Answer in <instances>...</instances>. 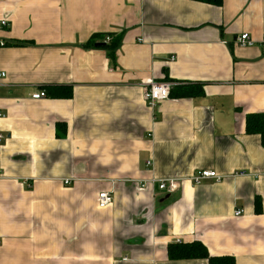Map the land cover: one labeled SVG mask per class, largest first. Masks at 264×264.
I'll use <instances>...</instances> for the list:
<instances>
[{"label":"crops","instance_id":"0c3cea01","mask_svg":"<svg viewBox=\"0 0 264 264\" xmlns=\"http://www.w3.org/2000/svg\"><path fill=\"white\" fill-rule=\"evenodd\" d=\"M2 21L0 264H209L169 259L193 242L264 264V146L246 132L264 115V0H0ZM109 34L113 59L86 47ZM150 81L205 95L151 110ZM56 87L72 98L32 99ZM204 170L222 180L195 186Z\"/></svg>","mask_w":264,"mask_h":264},{"label":"trees","instance_id":"16d2710c","mask_svg":"<svg viewBox=\"0 0 264 264\" xmlns=\"http://www.w3.org/2000/svg\"><path fill=\"white\" fill-rule=\"evenodd\" d=\"M200 3L208 4L215 7H221L223 5V0H191ZM106 37H111V42L109 44L105 43L104 49L108 51L111 59L114 58L116 50L119 48L122 41V36L114 35H95L86 45L88 48H94L96 40L105 41ZM6 45V44H5ZM16 47L25 46L22 43H15ZM167 81L172 82L171 79ZM181 90L175 92L171 91V96L176 98H199L205 95L202 85H187L180 88ZM45 90V89H44ZM63 91V92H62ZM47 97L50 98H72L73 91L71 87H61V88H49L48 92L45 90ZM246 132L248 135H257L261 137L262 144L264 146V115L262 114H252L247 116L246 120ZM168 256L170 260L182 261V260H208L209 264H237L236 260L230 256L223 257H211L207 250V247L201 242H193L188 244H172L168 247Z\"/></svg>","mask_w":264,"mask_h":264},{"label":"built area","instance_id":"2783aa9c","mask_svg":"<svg viewBox=\"0 0 264 264\" xmlns=\"http://www.w3.org/2000/svg\"><path fill=\"white\" fill-rule=\"evenodd\" d=\"M8 22L2 21L0 22V28H7ZM111 42V37H106L104 43L109 44ZM236 43L242 47H253L255 45V42L251 39V37L248 34L241 35L237 40ZM5 43H1L0 46H4ZM6 73H0V78H5ZM175 85L169 84V83H160V82H154L150 81L148 87L144 90V101L146 103V106L151 109L155 110L162 102L168 100L171 97V91ZM47 98L46 92L41 91L39 93H36L32 96L33 100H41ZM5 115L0 113V118H4ZM4 140V136L0 134V143ZM150 163H148L149 165ZM0 178H1V171H0ZM216 180L221 181L222 177H220L216 172L214 171H199L197 172L193 177H191V182L195 186L201 185L204 181L207 180ZM66 186H69L71 184L70 181H65L64 183ZM148 184H153L158 187V190L160 191H167L169 188L170 181H156L151 180L150 182H144L140 184V189L147 188ZM171 192V191H170ZM114 202L113 195L108 192H102L99 194L98 197V206L99 209L104 210L110 207ZM243 215V210H237L235 212V217L239 218Z\"/></svg>","mask_w":264,"mask_h":264},{"label":"water","instance_id":"95a60500","mask_svg":"<svg viewBox=\"0 0 264 264\" xmlns=\"http://www.w3.org/2000/svg\"><path fill=\"white\" fill-rule=\"evenodd\" d=\"M105 47V44L103 43H98L95 45V48H104ZM180 87H175L173 88L174 90H178Z\"/></svg>","mask_w":264,"mask_h":264},{"label":"rangeland","instance_id":"374dc122","mask_svg":"<svg viewBox=\"0 0 264 264\" xmlns=\"http://www.w3.org/2000/svg\"><path fill=\"white\" fill-rule=\"evenodd\" d=\"M96 45V44H95Z\"/></svg>","mask_w":264,"mask_h":264}]
</instances>
